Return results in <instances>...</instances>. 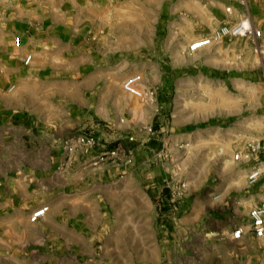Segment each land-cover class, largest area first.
I'll use <instances>...</instances> for the list:
<instances>
[{
	"label": "rangeland",
	"instance_id": "374dc122",
	"mask_svg": "<svg viewBox=\"0 0 264 264\" xmlns=\"http://www.w3.org/2000/svg\"><path fill=\"white\" fill-rule=\"evenodd\" d=\"M252 3L264 32V0ZM227 6L0 0V26L14 27L0 61V264H264V239H230L264 200V174L248 184L253 161L231 159L264 141V54L239 38L187 52L230 22ZM40 206L51 226L27 228Z\"/></svg>",
	"mask_w": 264,
	"mask_h": 264
},
{
	"label": "built area",
	"instance_id": "2783aa9c",
	"mask_svg": "<svg viewBox=\"0 0 264 264\" xmlns=\"http://www.w3.org/2000/svg\"><path fill=\"white\" fill-rule=\"evenodd\" d=\"M235 1L243 13H246L238 21L232 25H222L219 27L210 37H203L193 41L188 45V53H194L209 47L213 43L221 42L225 38L239 37L245 38L252 44L253 52L258 55L264 54V49L262 48V42L264 41V32L261 28L257 27L247 10V0H233ZM232 7L227 6L225 12L227 14L232 13ZM16 48L21 46V40L19 37H15L13 40ZM32 60V55L27 54L23 59L24 65H29ZM80 143H84L83 139H79ZM114 155V153H110ZM264 141H256L250 144L244 151L236 152L232 156L234 162L246 161L251 162V168L246 175V180L248 184L256 183L262 177V165L264 162ZM263 160V161H262ZM48 207L40 206L34 212L31 213L29 217L30 223H36L41 220L47 213ZM246 226H236L230 234V239L232 241H240L247 234L251 235L253 238L261 240L264 239V200H261L256 206L250 209L247 216Z\"/></svg>",
	"mask_w": 264,
	"mask_h": 264
},
{
	"label": "crops",
	"instance_id": "0c3cea01",
	"mask_svg": "<svg viewBox=\"0 0 264 264\" xmlns=\"http://www.w3.org/2000/svg\"><path fill=\"white\" fill-rule=\"evenodd\" d=\"M5 2H8V0H5ZM32 1H28V4L29 5H31L30 3H31ZM225 2H227V3H230V6L232 7V9H233V11H232V13L234 12V15L231 17V15H230V17H231V20H230V22H227V21H224L223 23H221V26L222 25H224V24H226V25H232V24H234L233 22H236V20L238 21V18L240 17V13L242 14L243 12H242V10L240 9V7H239V5L235 2V1H233V0H225ZM254 3H252V0H247V12H248V14H249V16L251 17V19H252V21H253V23L257 26V27H259V28H261L262 29V27H260L258 24H257V21L254 19V17H253V5ZM31 6H34V3L31 5ZM235 12H236V15H235ZM231 13V14H232ZM244 15L246 14V13H243ZM243 15V16H244ZM229 16V15H228ZM242 17V16H241ZM240 17V18H241ZM239 18V19H240ZM229 23H232V24H229ZM221 26H219V27H221ZM218 27V28H219ZM217 28V29H218ZM216 29V30H217ZM14 27L12 26V24H10L9 26H8V28L7 29H5V27H1L0 26V61L1 62H3V61H7V59H9L10 58V46H11V35L14 33ZM215 30V31H216ZM263 30V29H262ZM213 34V33H212ZM211 36V35H210ZM209 36V37H210ZM207 37V36H206ZM203 38V37H202ZM232 38H239V37H231V38H225V39H223L221 42H218V43H213L212 45H210L209 47H206V48H204V49H212V48H215V46H217V45H220L223 41H225V40H229V39H232ZM198 39H200V38H198ZM239 39H245V38H239ZM195 40H197V39H195ZM194 40V41H195ZM245 40H247V39H245ZM247 41H249V40H247ZM250 42V41H249ZM192 43V42H191ZM190 43V44H191ZM188 47V46H187ZM204 49H202V50H199V51H197V52H194L195 54L196 53H199V52H201V51H203ZM188 52V51H187ZM193 54V53H192ZM27 55V54H26ZM25 55V56H26ZM24 56V57H25ZM24 57H23V59H24ZM33 58V57H32ZM29 65H31V62L29 63Z\"/></svg>",
	"mask_w": 264,
	"mask_h": 264
},
{
	"label": "bare ground",
	"instance_id": "6f19581e",
	"mask_svg": "<svg viewBox=\"0 0 264 264\" xmlns=\"http://www.w3.org/2000/svg\"><path fill=\"white\" fill-rule=\"evenodd\" d=\"M207 1V0H206ZM209 3V2H208ZM14 44V43H13ZM216 44V43H215ZM262 48L264 47V41L262 42ZM14 46H15V44H14ZM204 51V50H203ZM202 51V52H203ZM198 55V54H197ZM182 57V56H181ZM183 59V58H182ZM185 59H186V56H185ZM186 61V60H185ZM232 162H234L233 160H232ZM231 169V168H230ZM261 171H262V176H263V174H264V166L261 168ZM239 182H240V179H239V181H238V184H239ZM55 208H57V207H55ZM54 209V208H53ZM29 211V210H28ZM48 212V211H47ZM53 214H55V213H53ZM51 215V214H50ZM50 215H49V213H46V215L42 218V221H43V224H45V225H47V226H51V218H50ZM19 218H20V220L21 221H23L24 220V224L26 223V213L24 212V211H20V213H19ZM44 218H47V219H45V221H44ZM47 220V221H46ZM22 223V222H21ZM30 222H28V223H26L27 225V228L28 227H31V226H33V224L31 225V224H29ZM52 226H54L53 224H52ZM30 230V229H29Z\"/></svg>",
	"mask_w": 264,
	"mask_h": 264
}]
</instances>
